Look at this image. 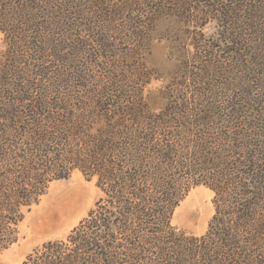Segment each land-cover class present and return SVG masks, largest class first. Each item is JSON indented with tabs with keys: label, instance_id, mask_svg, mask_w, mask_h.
Returning a JSON list of instances; mask_svg holds the SVG:
<instances>
[{
	"label": "trees",
	"instance_id": "obj_1",
	"mask_svg": "<svg viewBox=\"0 0 264 264\" xmlns=\"http://www.w3.org/2000/svg\"><path fill=\"white\" fill-rule=\"evenodd\" d=\"M0 32V253L80 171L103 196L22 264H264V0H0ZM198 186L202 234L173 222Z\"/></svg>",
	"mask_w": 264,
	"mask_h": 264
},
{
	"label": "rangeland",
	"instance_id": "obj_2",
	"mask_svg": "<svg viewBox=\"0 0 264 264\" xmlns=\"http://www.w3.org/2000/svg\"><path fill=\"white\" fill-rule=\"evenodd\" d=\"M167 24H160L156 29L148 62L161 72L171 68L169 60L172 54L174 35L168 30ZM219 24L215 19L208 21L204 27L206 38L216 36ZM3 44V34L0 32V45ZM162 81L155 80L152 88L158 87ZM103 196L96 179L86 178L76 171L67 179L52 182L48 192L39 203L33 205L24 220L19 225V238L9 248L0 253V264H22L27 256L46 241L66 237L79 222L95 207ZM214 193L205 186L195 187L176 209L173 222L180 228L196 234L204 233L215 213L213 203ZM69 206V207H68ZM75 207V211H69ZM60 209L61 219L53 224L51 230L42 229L40 222L48 211Z\"/></svg>",
	"mask_w": 264,
	"mask_h": 264
},
{
	"label": "bare ground",
	"instance_id": "obj_3",
	"mask_svg": "<svg viewBox=\"0 0 264 264\" xmlns=\"http://www.w3.org/2000/svg\"><path fill=\"white\" fill-rule=\"evenodd\" d=\"M73 210L75 211V207L71 208V210H69V211L71 212ZM59 212H60V209L58 211H56V210L48 211V213L45 214V218H43V220L40 222L41 228L44 230L45 229H48V230L54 229L53 224L61 219Z\"/></svg>",
	"mask_w": 264,
	"mask_h": 264
}]
</instances>
